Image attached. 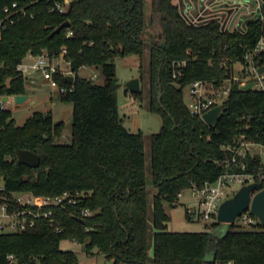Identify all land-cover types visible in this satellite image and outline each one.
I'll list each match as a JSON object with an SVG mask.
<instances>
[{
	"label": "trees",
	"instance_id": "trees-1",
	"mask_svg": "<svg viewBox=\"0 0 264 264\" xmlns=\"http://www.w3.org/2000/svg\"><path fill=\"white\" fill-rule=\"evenodd\" d=\"M31 1L0 0V13L13 2L27 13L1 34L0 94L26 93L18 65L28 53H62L73 82L60 71L53 75L64 88L60 99L72 104L71 141L56 139L64 122H55L51 111H33L19 125L9 109H2L3 201L9 211L35 210L13 193L54 196L79 190L86 195L72 204L44 206L51 214L37 217L32 227L0 232V264H9L8 254L17 264H78L74 251L61 249L63 239L81 243L88 253L96 247L106 259L126 264H264V226L259 221L252 229L213 221L201 231H170L163 205H176L184 188H201L226 171H240L226 166L232 151L223 145L240 136L264 144L263 90L232 82L215 126L192 113L183 100V88L192 81L218 87L229 78L233 62L242 61L245 50L264 36V21H249L244 33L228 32L215 22L187 23L173 0H72L63 13L49 11L51 1ZM65 20L69 25L53 33ZM146 45L147 105L162 118L159 131L150 134V180L144 134L128 129L118 111L115 64L116 57L130 54L141 62ZM183 59L181 74L173 77V62ZM84 65L99 67L103 81L80 75ZM133 94L143 97L142 90ZM19 149L36 152L39 165L19 163ZM245 160L249 172L261 164L258 156ZM151 186L156 192L150 201ZM83 208L91 214L83 215ZM185 214L190 219L187 209Z\"/></svg>",
	"mask_w": 264,
	"mask_h": 264
},
{
	"label": "built area",
	"instance_id": "built-area-1",
	"mask_svg": "<svg viewBox=\"0 0 264 264\" xmlns=\"http://www.w3.org/2000/svg\"><path fill=\"white\" fill-rule=\"evenodd\" d=\"M36 1L38 0H32L31 3ZM48 1H51L48 7L49 11L63 13L68 10L72 0ZM173 2L180 16L187 23L204 25L215 22L221 31L232 32L236 30L244 33L249 21H264V0H173ZM26 14L25 7H19L17 2H13L11 6H5L0 13V37L9 25L15 24L21 16ZM29 15L33 17L34 13L30 12ZM37 58L31 64H23L21 62L18 65V69L22 73L26 72V69L40 71L44 78L51 81L52 86H57L60 91H64V88L58 86L53 75L56 71H62L50 62L48 55L44 56L41 54ZM262 58H264V36H261L252 48L245 50L242 61L233 62L231 76L225 79L220 86L215 87L213 84L202 80H195L189 83L187 94L189 104L187 105L190 111L201 117L203 113L213 106L223 103L230 93L232 82H237L241 88L248 82H253L251 88L264 91V72H258V68L264 65ZM185 64V59L173 62V77L181 74ZM235 64H240V68L238 69L240 75L233 73V66ZM96 77L95 73L89 76L91 80H94ZM225 81L227 83L226 85L224 84ZM4 96L0 94V111L5 108ZM252 147H256L257 152L252 153L250 151ZM258 147H260V151ZM222 148L232 151L231 157L225 161L226 166L236 165L240 171H226L214 182H208L201 188L197 186L191 187L194 195L200 199L197 202L200 211L193 217L196 220L203 219L209 223L217 221L218 208L220 203L226 198L225 189L229 181H239L243 184L258 182L264 188V144L240 136L234 140L233 144L223 145ZM248 155L252 157L258 156L260 158L261 164L258 166L256 172L247 171L248 165L245 159ZM85 195L86 193L84 191L79 190H65L54 196L34 195L30 193L27 200L23 199V196L16 198V200L21 204L36 206L37 208L35 210L26 208L9 211L7 204L3 201L5 196L4 186L2 184L0 185V232H15L32 227L37 217L51 214V211L48 209L42 210L44 206L64 205L66 203L72 204ZM189 208L187 209L188 214L192 216L194 209ZM248 211H244L240 217L248 223H256L258 221L257 217L252 213L248 215ZM81 212L83 215L91 214V210L88 208H83ZM8 258L9 264H17V260L13 254H8ZM113 264L126 263L113 262ZM228 264L233 263L229 261Z\"/></svg>",
	"mask_w": 264,
	"mask_h": 264
},
{
	"label": "rangeland",
	"instance_id": "rangeland-1",
	"mask_svg": "<svg viewBox=\"0 0 264 264\" xmlns=\"http://www.w3.org/2000/svg\"><path fill=\"white\" fill-rule=\"evenodd\" d=\"M150 1V0H148ZM147 13V11H146ZM154 32V29H150ZM56 64L57 68L63 71L68 70V66L65 65L63 56ZM37 57H30L26 55L22 59L23 64H31L36 61ZM116 64V77L119 82L117 88V103L118 111L123 118V123L131 131H141L144 134V149H145V165L147 179H151V160H150V134L159 131L162 125V118L159 113L148 109V96H147V72H148V45L145 46V52L142 61L135 54L119 56L115 58ZM240 64L233 66V73L240 75L238 69ZM96 74L94 81L102 82L103 77L100 73V68L96 66H84L80 71V75ZM25 83L28 88L26 93L27 97L21 101H16V94H9L5 99V108L9 109L12 113L16 124H23L25 119L33 111H48L50 110L53 115L64 121V129L61 135V142L69 143L71 141V120H72V104L60 99V92L56 87L52 86L51 81L44 78L40 71L32 70L24 72ZM142 77L140 80V87L142 90V98L134 95L128 89H125L124 83L133 77ZM264 80V74H263ZM227 84L226 81L224 83ZM189 86L186 85L183 88V100L186 104H189L188 99ZM259 151H260V147ZM252 153L257 152L256 147H252L250 150ZM3 184V180L0 178V185ZM243 183L239 181H229L225 189L226 198L232 196ZM156 189L151 186L149 193V200H152L153 194ZM14 197L19 198L23 196V199L27 200L28 194L26 192H14ZM200 199L194 195L192 188H184L181 190L180 196L176 205H171L168 201H164L163 205L167 215L169 216L168 228L174 231H201L205 229L209 222H205L203 219H188L185 214V210L194 209L191 218L195 217L199 213V205L197 202ZM189 206V207H187ZM197 212V213H196ZM247 214H251L250 211ZM200 217H202L200 215ZM215 218V217H214ZM235 224L241 229H252L254 223L246 222L242 217L238 216L235 219ZM224 226V224L222 223ZM225 227V226H224ZM60 247L63 250H72L78 257V264H113L111 259H106L97 248L92 249V253H88L83 245L75 240L63 239L60 243ZM211 250L208 251V255Z\"/></svg>",
	"mask_w": 264,
	"mask_h": 264
},
{
	"label": "water",
	"instance_id": "water-1",
	"mask_svg": "<svg viewBox=\"0 0 264 264\" xmlns=\"http://www.w3.org/2000/svg\"><path fill=\"white\" fill-rule=\"evenodd\" d=\"M69 25V20H65L57 26L53 33L58 32L62 27ZM258 72H264V65L258 68ZM65 79L70 83L73 82L72 74H65ZM253 82H248L242 86V89H251ZM126 89L130 92H139L140 79L133 77L124 83ZM27 96L25 94H16V101L21 102ZM7 96H4L6 99ZM223 111V103H219L205 113L201 118L209 126H215ZM17 161L31 167L38 166L40 163L39 155L30 149H19L17 151ZM249 210L258 221L264 226V188L258 182L243 184L232 196L225 198L219 205L217 221L222 223H232L244 211ZM83 221V219H81Z\"/></svg>",
	"mask_w": 264,
	"mask_h": 264
},
{
	"label": "crops",
	"instance_id": "crops-1",
	"mask_svg": "<svg viewBox=\"0 0 264 264\" xmlns=\"http://www.w3.org/2000/svg\"><path fill=\"white\" fill-rule=\"evenodd\" d=\"M28 56H30V57H37V56H39V55H32V54H30V53H28L27 54ZM41 55V54H40ZM42 55H48L47 53H42ZM61 56H63V55H61ZM48 58H49V60H50V62L53 64V65H55L56 66V64L58 63V61H59V59L61 58V57H58V56H54V57H50V56H48ZM63 60L65 61V65L66 66H68V70L67 71H63V70H61L60 68V70L64 73V74H71V71H70V67H69V62L68 61H66L64 58H63ZM84 66H87V65H84ZM84 66H82V67H80V69L78 70V73H80V71L82 70V68L84 67ZM27 71H30V69H26V72ZM24 74V73H23ZM91 74H94V73H91ZM90 74V75H91ZM89 75V76H90ZM84 76H86V77H89L88 75H84ZM54 87H56V86H54ZM25 88H26V91H27V88H28V86H27V84L25 83ZM58 88V87H57ZM126 89V88H125ZM59 90V89H58ZM5 96H7V95H5ZM48 111H50V110H48ZM52 113V112H51ZM32 114V113H31ZM30 114V115H31ZM52 116H53V120L56 122V121H60V120H62V119H58V118H56L54 115H53V113H52ZM63 121V120H62ZM64 122V121H63ZM128 128V127H127ZM56 139H58L59 141H61V136L59 137V138H56ZM28 195H30V193L29 192H26ZM14 194V193H13ZM14 196V195H13ZM180 196V195H179ZM179 196H178V198H179ZM187 207H189V206H187ZM191 219H195V218H190V220ZM166 224H167V230H170V231H174V230H171V229H169L168 228V221L166 222ZM204 230V229H203ZM150 253H152V248H150ZM103 255V254H102ZM104 256V255H103ZM105 257V256H104ZM112 260V262H114V260L113 259H111Z\"/></svg>",
	"mask_w": 264,
	"mask_h": 264
}]
</instances>
